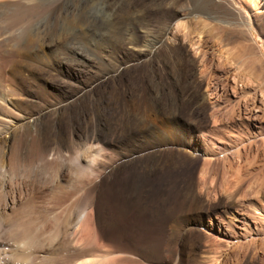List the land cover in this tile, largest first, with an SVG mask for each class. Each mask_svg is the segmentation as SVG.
Wrapping results in <instances>:
<instances>
[{
    "label": "rangeland",
    "instance_id": "1",
    "mask_svg": "<svg viewBox=\"0 0 264 264\" xmlns=\"http://www.w3.org/2000/svg\"><path fill=\"white\" fill-rule=\"evenodd\" d=\"M173 1L154 61L98 89L127 135L116 149L145 166L136 221L118 223L116 241L134 245L122 253L138 264H264V0ZM39 92L27 98L39 104ZM121 171L97 200L106 226L104 198ZM34 202L47 219L66 204L47 190ZM159 247L162 259H148Z\"/></svg>",
    "mask_w": 264,
    "mask_h": 264
},
{
    "label": "bare ground",
    "instance_id": "2",
    "mask_svg": "<svg viewBox=\"0 0 264 264\" xmlns=\"http://www.w3.org/2000/svg\"><path fill=\"white\" fill-rule=\"evenodd\" d=\"M171 1L0 0V60L7 62L0 69V264H138L122 253L134 245L116 241V225L136 221L145 166L135 152L116 149L127 135L116 131L117 110H108L98 89L154 61ZM35 91L46 100L28 99ZM120 170L104 198L106 226L96 204ZM45 190L66 203L51 219L34 202ZM146 256L160 260L161 250Z\"/></svg>",
    "mask_w": 264,
    "mask_h": 264
}]
</instances>
